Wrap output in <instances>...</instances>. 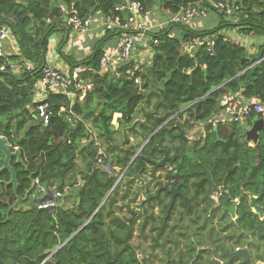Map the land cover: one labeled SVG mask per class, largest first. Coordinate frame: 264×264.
<instances>
[{
    "label": "trees",
    "instance_id": "16d2710c",
    "mask_svg": "<svg viewBox=\"0 0 264 264\" xmlns=\"http://www.w3.org/2000/svg\"><path fill=\"white\" fill-rule=\"evenodd\" d=\"M125 1L0 0V24L10 28L17 42V48L4 42L0 54V67L6 66L0 69V134L21 152V160L11 161L18 180L16 193L13 185L0 184V264H152L149 245L165 250L160 264L226 261L237 247L248 248L253 264L264 262V243L250 238L255 233L264 237V221L248 195L236 227L213 224L214 216H209L201 199L211 190L206 168L231 196L243 190L264 205V129L258 144L247 145L240 156L246 130L261 115L252 108L243 122L220 116L237 98L264 105V0H222L232 6L231 13L221 9L218 0H137L171 14L194 5L207 15L198 27L170 23L153 30L158 44L151 43L150 59L141 62L135 55L116 70L103 69L100 63L122 34L116 27H106L94 37L90 53L81 58L64 51L73 33L67 24L69 15L115 18L116 7ZM211 12L220 19L214 27L207 25L215 22ZM176 27L181 28L180 35ZM232 29L263 37L258 50L233 43ZM58 31H63L55 46L59 56L71 73L83 65L82 77L93 87L82 100L50 92L45 101L51 116L44 125L29 106L42 88L43 67ZM212 40L213 51L206 44ZM11 65L20 66L19 72ZM137 76L142 79L141 89ZM61 105L68 106L66 112L60 113ZM116 113L121 114L118 125L113 123ZM72 116L73 123L68 118ZM194 129L201 133L192 139L189 133ZM84 139L93 142L86 144ZM133 139L147 142L131 163L141 146ZM164 149L171 156L165 166L148 161H161ZM3 164L0 151V180L5 182L11 179V171L2 169ZM148 164L156 188L143 199V209L135 211L131 204L140 190L131 197L133 183ZM161 169L166 170L163 176L156 174ZM36 178L44 185L68 186L69 191L56 207L40 204L33 185ZM174 182L182 183L185 197L173 199L163 188ZM18 197L22 203L12 208ZM158 205L162 213L157 214ZM178 207L191 216V223L183 224L185 214L172 222ZM125 208L131 215L119 213ZM225 215L228 212L221 210L220 219ZM221 231L228 233L221 237ZM138 234L150 239L148 247L141 241L135 244ZM178 236L186 239L184 247ZM230 264L247 263L238 255Z\"/></svg>",
    "mask_w": 264,
    "mask_h": 264
},
{
    "label": "built area",
    "instance_id": "2783aa9c",
    "mask_svg": "<svg viewBox=\"0 0 264 264\" xmlns=\"http://www.w3.org/2000/svg\"><path fill=\"white\" fill-rule=\"evenodd\" d=\"M218 6L221 9H225L227 13L232 12V6L221 0L218 1ZM119 14L111 19L108 26L120 27L122 29V35L120 36L119 43L114 49L107 50L101 58L102 68L112 67L115 68L119 62H125L131 59L136 42H142L148 39L147 33L150 29L145 23V18L150 14V10H145L144 5L140 1L126 0L122 4L117 6ZM145 10V11H144ZM122 14H126V20L123 19ZM207 11L205 9H199L197 7L182 8L179 13L174 16L175 21H191L196 16H206ZM68 22L73 26L75 30L82 33L88 31L93 23V18H82L78 14H72L68 17ZM108 24V22H107ZM10 36V30L6 26L0 25V54H2V41ZM231 41L237 42L238 40L232 38ZM158 43V40H155ZM214 41H208L209 50L214 49ZM84 67L78 66L75 68L73 75L61 71L57 67L49 64L44 69V85H48L52 91L67 92L69 96H73L74 92L70 91V87L75 86V91L82 99L88 90L92 88V84L86 82L83 78H80V73L84 71ZM129 73L130 71L127 70ZM75 80V81H74ZM135 81L142 84L140 77H136ZM46 89V88H45ZM44 93H39L35 98L36 111L38 116L43 120L44 124H48L50 120V113L48 112L47 104L42 102ZM254 108L256 112L264 115V105L260 102L245 101L243 98H237L231 105L226 108V113L231 114L233 121L243 120L244 117L249 114L251 109ZM64 109V108H62ZM99 153H102L100 150ZM37 191L40 193H47L50 190L53 192V198L45 200V205L55 206V199L65 195L67 188L64 190L59 189L56 184L49 187L45 186L36 179Z\"/></svg>",
    "mask_w": 264,
    "mask_h": 264
},
{
    "label": "clouds",
    "instance_id": "9594fccd",
    "mask_svg": "<svg viewBox=\"0 0 264 264\" xmlns=\"http://www.w3.org/2000/svg\"><path fill=\"white\" fill-rule=\"evenodd\" d=\"M137 1V0H136ZM219 1V0H218ZM222 1V0H221ZM141 2V1H140ZM224 2V1H223ZM123 3V2H122ZM121 3V4H122ZM142 3V2H141ZM218 3V2H217ZM225 3H228V2H225ZM143 4V3H142ZM120 5V4H119ZM144 5V4H143ZM186 7H196V6H194V5H188V6H182L181 7V9L182 8H186ZM117 8V7H116ZM144 8H145V10H150V14L149 15H147L146 16V18H145V23L148 25V27L150 28L149 30H148V33H147V36H148V39L147 40H145V42H144V44H142V42H136V45H135V48H134V51H133V55H132V57H131V59L133 58V57H135V53H136V51L138 50V49H140V48H145V51H147L148 53H147V55L150 57V54L152 53V48H151V43H154V44H158V43H155V40H158V39H155L153 36H152V31L153 30H157V29H160V28H162L163 26H168L170 23H186V24H189V25H191V26H193V27H198V26H200L201 25V19L204 17V16H196V17H194L191 21H175L173 18H174V16L177 14V13H179V12H176V13H173V14H171V13H169L168 11H167V13H164V12H159V11H155V12H153V10L151 9V8H147V7H145V5H144ZM197 8H199V7H197ZM180 9V10H181ZM199 9H201V8H199ZM117 10V9H116ZM144 10V11H145ZM179 10V11H180ZM155 13H163V15H165V16H167V20L166 21H164L163 23H161L160 25H158L157 27H152L151 25H150V22H148V19H150L152 16H153V14H155ZM73 14H76V13H73ZM168 14H171V17L170 16H168ZM72 15V14H71ZM152 15V16H151ZM207 15V14H206ZM70 16V15H69ZM68 16V17H69ZM80 16V15H79ZM82 17V16H81ZM87 17H91V18H93V23H92V25H91V27H90V29L88 30V31H86V32H84V33H82V32H80V31H78V30H75L74 28H73V26L68 22V18H67V24L68 25H70V27L73 29V33H75V34H85V33H87V32H89L90 30H92V27L94 26V25H96L97 23H100V31H101V35H102V33H103V30L106 28V27H108V28H115L114 26H108L109 25V22L111 21V19H114V18H112V17H110V18H106L105 16H103L102 14H96V15H94V16H87ZM87 17H82V18H87ZM205 18V17H204ZM107 22H108V24H107ZM167 24V25H166ZM1 25V24H0ZM2 26H5V25H2ZM7 27V26H6ZM7 28H9V27H7ZM116 28H118V29H120L121 31H122V29L120 28V27H116ZM9 30H10V28H9ZM233 30H235V29H232V31ZM232 31H229V34L230 35H232L233 36V38L234 39H236V40H238L237 42H234L233 41V43H237V44H242V45H244V46H246V44L244 43L245 42V38L244 37H240L241 36V34L239 35V34H234V33H232ZM233 32H236V30L235 31H233ZM122 35V34H121ZM121 35H119V36H117V38H115L116 39V45H114V46H112V47H110L108 50H110V49H114L115 47H117V45H118V43H119V39H120V36ZM237 35V36H236ZM250 35H248V36H246V37H249ZM254 37H257V36H254V35H251L250 36V38H247V39H249V40H252L253 41V39H254ZM94 38V37H93ZM117 39H118V41H117ZM56 38H52V40H51V50H50V52L48 53V58H47V63L44 65V67H43V80H42V88H41V86H40V88H41V90L40 91H38L37 92V94L35 95V97H34V105H32L31 104V106H29L30 107V109H31V112L37 117V118H39L41 121H42V123H43V120L38 116V113H37V111H36V103H35V98L37 97V95H39V93H44L43 94V99H42V102L43 103H45V104H47V109H48V112L50 113V116H51V112L49 111V104H48V102H46L45 101V99H46V97L48 96V94L50 93V92H52V93H59V94H63V95H65V96H68L69 98H70V100H75L76 98H79L80 100H82V99H84L85 98V96L87 95V93L92 89H90V90H88L87 91V93H86V95L81 99L80 97V95L78 94L79 92H77V91H75V90H72V87H70V91H72V92H74V95L73 96H69L68 94H67V92H62V91H59V92H56V91H52V90H50L49 89V87H48V85H44V69H45V67L47 66V65H49V64H51V65H53V66H55V67H57L58 69H60L61 71H64V72H66V73H71L70 72V70H69V67H68V65L67 64H65L64 66H62V67H60V66H58L57 64H55V62H54V60H51L50 59V57H52L54 54H57L58 55V57H59V54H58V48H56L55 46H56ZM195 43H197V42H199V40L198 39H194L193 40ZM4 42H8V43H10V45L12 46V47H14V48H17V42H16V40L14 39V37H13V35H12V32H11V30H10V36L9 37H7V38H5V39H3V41H2V46H3V44H4ZM207 43H208V41H207ZM206 43V44H207ZM250 47V46H249ZM208 48H209V45H208ZM248 48V47H247ZM248 49H250V48H248ZM251 50V49H250ZM107 51V50H106ZM105 51V52H106ZM2 53H3V49H2ZM141 54V53H140ZM130 59V60H131ZM263 59V57L262 58H260L258 61H260V60H262ZM130 60H128V61H125V62H119L118 63V65L115 67V68H113L114 70H116L117 69V67L119 66V64H121V63H127V62H129ZM146 61V60H145ZM141 62H144V61H141ZM66 63V62H65ZM101 63V62H100ZM12 66V68H13V71H17V72H19V70H20V66H18V65H11ZM24 66H26L27 68H31L32 67V65L31 64H29V63H25V65ZM78 66H82V67H84L83 65H78ZM78 66H76V67H78ZM75 67V68H76ZM102 67V66H101ZM75 68H74V70H75ZM85 68V67H84ZM112 68V67H111ZM0 69L1 70H4V69H6V66H4V65H2L1 67H0ZM104 69V68H103ZM74 70L72 71L73 73H74ZM129 71L131 70V69H128ZM84 71H85V69H84ZM84 71H82L81 73H80V78H83L82 77V74L84 73ZM73 73H71L70 75L72 76L73 75ZM127 73H128V71H127ZM130 73H132V71H130ZM15 74V73H14ZM137 77H139V76H137ZM136 78V77H135ZM84 79V78H83ZM141 79V78H140ZM85 80V79H84ZM142 80V79H141ZM75 81V80H74ZM87 82V81H86ZM90 83V82H89ZM92 84V87H93V83H91ZM139 86V89H141L142 88V84H141V86L140 85H138ZM39 88V89H40ZM46 88V89H45ZM72 106H73V103H72V105H70L69 104V108H70V110L71 111H73L72 110ZM62 108H64V109H62ZM67 109H68V106L67 105H61L60 106V108H59V111H60V113H63V112H66L67 111ZM255 111V110H254ZM225 113H226V110L224 111ZM255 113H258V112H256L255 111ZM116 114H119V113H116ZM261 116H259V118H256L254 121H253V123H252V125H250V127H252L253 125H254V123L256 122V121H258L259 119H263L264 120V115L263 114H261V113H259ZM120 115L121 114H119V116L118 117H120ZM248 115V114H247ZM246 115V116H247ZM221 117H224L225 119H228L230 116H231V114H222V115H220ZM245 116V117H246ZM245 117H244V119L243 120H245ZM69 118V120L73 123V116L72 117H68ZM116 119L118 120V118L117 117H115L114 118V120L116 121ZM243 120H239V121H241V122H243ZM50 121V120H49ZM113 123H115L114 121H113ZM44 124V123H43ZM49 124V123H48ZM48 124H44V125H48ZM177 125V124H176ZM217 126V125H216ZM249 129V128H248ZM248 129L246 130V138H247V131H248ZM264 129V127L261 129V130H259V139H260V136H261V132H262V130ZM181 133V132H180ZM0 137H4V138H6L3 134H0ZM246 138L244 139V140H246ZM6 140H7V144L12 148V150L13 151H16V150H19V146L18 145H11L9 142H8V139L6 138ZM92 140V142H93V139H91ZM243 140V141H244ZM86 144H90V140H83ZM242 141V142H243ZM147 141H145V142H143V144L140 146V148H138V150H137V152L140 150V149H142V147H143V145H145V143H146ZM258 142H259V140H258ZM258 142H255V141H253V140H249L248 141V143H247V145H250V146H252V147H254L256 144H258ZM99 144V142H97V144L96 145H98ZM246 145V146H247ZM240 146H241V143H240ZM245 146V147H246ZM20 151V150H19ZM141 151V150H140ZM137 152H136V154H137ZM135 154V155H136ZM139 154V153H138ZM137 154V155H138ZM135 157V156H134ZM133 157V158H134ZM4 158H5V155H4ZM132 158V159H133ZM136 159V158H135ZM11 161H12V159H11ZM11 163V162H10ZM131 164V163H130ZM4 165V164H3ZM13 167V166H12ZM2 169H3V166H2ZM168 171H170V170H172L173 168L172 167H168V168H166ZM209 171V170H208ZM165 172H166V170H165ZM164 172V173H165ZM163 174V173H162ZM212 175V174H211ZM36 179H38V178H36ZM36 179L34 180V183H33V185L35 186V193H37L38 195H39V197H40V204H45V200H48V199H52L53 198V192L50 190L49 192H47V193H40V192H38L37 190V187H36ZM213 179V178H212ZM214 181V180H213ZM215 183V182H214ZM53 184H56L58 187H59V185L57 184V183H53ZM53 184H51V185H53ZM216 184V183H215ZM51 185H45V186H47V187H49V186H51ZM169 187V186H168ZM170 187H172V185H170ZM65 188H67V191H66V193H65V195L68 193V191H69V187L68 186H65L64 188H61V187H59V189H61V190H64ZM163 188H165L166 189V191H167V187H163ZM64 195V196H65ZM172 195V194H171ZM64 196H62V197H59V198H56L55 199V202H56V205L54 206L53 205V207H56L57 206V204H58V201L60 200V199H62ZM173 196V195H172ZM145 198V197H144ZM50 207H52V206H50ZM253 210H254V208H253ZM255 211V210H254ZM234 216H236V214L234 215ZM260 218H261V216H260ZM250 254V253H249ZM245 258V257H244ZM213 259H215V258H213ZM217 259H219V258H217ZM196 261V260H195ZM222 261V260H221ZM222 262H224V261H222ZM198 263H200V262H198ZM260 263V262H259ZM264 263V262H263ZM192 264V263H191ZM201 264V263H200Z\"/></svg>",
    "mask_w": 264,
    "mask_h": 264
},
{
    "label": "rangeland",
    "instance_id": "374dc122",
    "mask_svg": "<svg viewBox=\"0 0 264 264\" xmlns=\"http://www.w3.org/2000/svg\"><path fill=\"white\" fill-rule=\"evenodd\" d=\"M153 12H164V13H167L166 10L164 9H152ZM168 16L171 17V14H168ZM210 17L214 18L215 19V22L213 23H209L207 25H209L210 27H214L216 26L220 19L218 18V15L214 12H211L210 13ZM151 20V19H150ZM150 20H148V22H150ZM218 22V23H217ZM167 25V24H166ZM100 23H97L96 25H94L92 27V30H90L89 32L85 33V34H75V33H72L70 34V40L69 42L66 43L65 47H64V51L68 54H73L75 56H77L78 58H81L82 56H85L87 54L90 53V50H91V47H92V42H93V37H96V36H100L101 35V31H100ZM225 30V29H224ZM174 31L180 35L181 33V28L180 27H176L174 29ZM232 31V30H230ZM232 33L234 34H239L238 32H233ZM63 35V31H58L54 34V38H56L58 41L61 40V37ZM237 36V35H236ZM240 37H244V35H241ZM258 37V36H257ZM117 38V37H116ZM261 42L263 41V37H259ZM246 41L244 42L246 44V47L249 48V46L252 44V45H255L256 43H254L252 40H249L248 39V42H247V38L245 37ZM248 45H247V43ZM260 42V41H259ZM257 51V50H255ZM141 53V54H140ZM147 51H145V48H140L136 51L135 55H137V57L139 58L140 61H145V60H149L150 57L147 55ZM65 61V60H64ZM119 114H116L114 117H118ZM115 122V120H114ZM117 124V121L115 122ZM196 128V127H195ZM251 127H249L250 129ZM197 129V128H196ZM196 129L194 130H191L189 135L192 139L196 138L197 136L200 135L201 131H197ZM248 129V130H249ZM134 142L136 143H141V140L140 139H133ZM103 148L106 149V146L104 143H101ZM143 143H141L142 145ZM152 166L150 164H148V167H147V170L146 172L142 175V177H139L137 178V180L133 183V190L131 191L132 192V196L133 197L135 195V192L139 191V197L137 198V200H135L133 202V204H131V206L133 207V209L135 211H140L143 209L141 203L143 202V199L144 197L147 195V193L149 192H154L155 191V181L153 180V175H152ZM165 170L164 169H161V170H158L156 174H160L163 176L162 173H164ZM161 176V178H162ZM121 174H120V177L121 178ZM140 186V188H138ZM168 198V197H167ZM169 199V198H168ZM147 207V206H145ZM179 208V207H178ZM156 213H162V209H161V206L158 205L156 207ZM119 213L121 215H126V216H129L131 215V211L130 210H126V208L124 209V211H119ZM181 213H182V210L175 212L174 214V218L172 220V222L174 223H177V220L179 217H181ZM187 220H185L183 222L184 223H191V217L187 216L186 217ZM173 224V223H172ZM148 233H153L151 232V230H147ZM179 240L181 241V244H180V247H184V244H185V241L186 239L183 238V237H179ZM139 241H141L143 244H144V247H148L149 243H150V239L149 238H143L142 236H140L139 234L138 235H135L134 237V242L135 244H138ZM256 241L257 242H263L264 243V237H260L259 235L256 236ZM164 242V241H162ZM171 248H174L175 245L173 243H171L169 245ZM165 250L163 248H161V246H156L155 249H152V247L149 245V248L147 250V253H153L154 255L152 256L151 258V261H152V264H160L163 262V257H164V252ZM142 252V251H140ZM143 255V254H141ZM195 260V259H194ZM193 260V261H194Z\"/></svg>",
    "mask_w": 264,
    "mask_h": 264
},
{
    "label": "water",
    "instance_id": "95a60500",
    "mask_svg": "<svg viewBox=\"0 0 264 264\" xmlns=\"http://www.w3.org/2000/svg\"><path fill=\"white\" fill-rule=\"evenodd\" d=\"M176 126H178L180 128V125L177 124ZM264 127V120L263 119H259L258 121H256L254 123V125L247 131V138L246 140H244L243 142H241V153L240 156L243 153V150L245 149V146L247 145L249 140H253L255 142H258L259 140V130H261ZM181 134H183V131L181 130ZM90 143H92V140H90ZM144 146V145H143ZM141 150V149H140ZM140 150L137 152V154L140 152ZM165 151V156L163 157V159L161 161H155V160H151L148 159L149 162H152V164H154L156 167H163L167 164V162L171 159L170 153L167 149H164ZM0 151L3 152V154L5 155L4 158V165H3V169H8L11 171V179L9 181H2L0 180V184L5 183L6 185H13L14 191L16 193L17 190V185H18V180H17V174L14 170V168L11 165V159L13 157H17L19 160H21V152L19 150L13 151L12 148L7 144V140L4 137H0ZM137 154L135 155V157L131 160V163L135 160ZM204 172L206 173V179L208 181H210L212 184H214V181L212 179V175L210 173V171H208L206 168L204 169ZM215 185V184H214ZM167 191L173 195V197H175V195L177 194V192H180V186H174L172 188H168ZM22 197H18L17 202L12 206V208H15L17 205L22 203ZM252 206L255 210V212H257L261 217L264 218V209L262 207L261 204H258L256 202V197H252ZM235 208L236 205L235 203H233L231 206H227L226 209H229L234 215H235ZM248 248H243V249H236L235 251L231 252L229 254V257L226 261L222 262L220 259H213L212 260V264H230L231 261L238 255H243L245 257V261L247 264H253L250 254H249V250H247ZM192 264H200L196 261H193ZM258 264H264L263 262H260Z\"/></svg>",
    "mask_w": 264,
    "mask_h": 264
},
{
    "label": "flooded vegetation",
    "instance_id": "af4514ba",
    "mask_svg": "<svg viewBox=\"0 0 264 264\" xmlns=\"http://www.w3.org/2000/svg\"><path fill=\"white\" fill-rule=\"evenodd\" d=\"M209 183L211 185V187H210L211 190H209V193H208L207 197H204V198L201 197V199L203 200L204 204L207 205V207H208V210H209V213H210L209 216H214L213 217V224L224 223L225 225H231L233 227L239 226L240 224H238L239 223V221H238V211H239V209H240V207H241V205L243 203L244 196L248 195L251 206H252V197L253 196L256 197V196L253 195L252 193L245 192V191L242 190L240 195H238L236 197H233V196H231L229 194L230 192L227 189H224L222 186H218L215 183H214L215 184L214 185L210 181H209ZM181 185H182V183H176V182H174V184L172 185V187L180 186V192H177L175 197H172L173 199H176L178 196H180L182 198L185 197V193H184V191H182ZM163 187L172 188L170 186L168 187L167 185H164ZM257 199L258 198L256 197V202H257ZM222 201H230V203H222ZM177 203H178V205H180L179 199L177 200ZM233 203H235V205H236V208H235L236 216H234V214L229 209H226L227 206H231ZM262 207L264 209V205H262ZM180 210H182L181 207L178 208V211H180ZM221 210H224V211L228 212L229 215L228 216L225 215L222 219H220ZM184 214H185L186 217L189 216V215L186 214L185 210L183 209L182 213H181V217ZM189 217H191V216H189ZM185 220H187V219L185 218ZM260 220H262V222H263L264 218L261 217ZM241 232H243V230ZM227 233H228V231H223V232L221 231L220 232V236L221 237L226 236ZM257 235L258 234L255 233L254 236H251L250 238L252 240H256V236ZM243 238H244V236H243ZM223 239L226 240V239H228V237H224ZM228 241H229V239H228ZM236 249H243V248L237 247Z\"/></svg>",
    "mask_w": 264,
    "mask_h": 264
},
{
    "label": "crops",
    "instance_id": "0c3cea01",
    "mask_svg": "<svg viewBox=\"0 0 264 264\" xmlns=\"http://www.w3.org/2000/svg\"><path fill=\"white\" fill-rule=\"evenodd\" d=\"M150 19H148V20H150V25L152 27H157L158 25H160L161 23H163L164 21H166L168 18H167V16L163 15V13H155V14H153V16ZM209 21L211 22V19H209ZM203 25H204V22L202 21V26ZM233 31H235V30H233ZM245 37L246 36H244V38ZM246 38H250V36L249 37H246ZM245 41H246V39H245ZM259 41L261 42V40H260L259 37H254L253 42L256 43V44L255 45H252V44L250 45V47H249L251 49L250 51L258 50V48H259L258 47ZM247 42H248V39H247ZM247 45H248V43H247ZM50 59L51 60H54L55 64H57L60 67H62V66H64L66 64L65 61L60 56L58 57L57 54H54L52 57H50ZM222 114H226V113L224 111H221L220 115H222ZM116 121H117V119H116ZM118 124L119 123L117 121V124L116 125H118Z\"/></svg>",
    "mask_w": 264,
    "mask_h": 264
}]
</instances>
